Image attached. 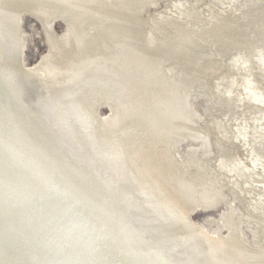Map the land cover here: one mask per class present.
I'll return each instance as SVG.
<instances>
[{"label": "bare ground", "instance_id": "obj_1", "mask_svg": "<svg viewBox=\"0 0 264 264\" xmlns=\"http://www.w3.org/2000/svg\"><path fill=\"white\" fill-rule=\"evenodd\" d=\"M157 1L0 0V264H264V0Z\"/></svg>", "mask_w": 264, "mask_h": 264}, {"label": "rangeland", "instance_id": "obj_2", "mask_svg": "<svg viewBox=\"0 0 264 264\" xmlns=\"http://www.w3.org/2000/svg\"><path fill=\"white\" fill-rule=\"evenodd\" d=\"M204 1L208 4H213L211 2V0H204ZM167 4H168V2H166V0H159L155 3V5H152L148 9H146V15L149 13L152 15L153 24H155V18H154L155 13H157V11L160 13H165L168 10ZM32 20L35 21L33 18H30L27 16L23 17L21 19V22H20V30L22 33H25V34L27 33L30 35L34 34V36H38V33L36 31H34L33 29H31L29 32L28 26H29V22ZM202 20L204 22V19H202ZM37 28L40 31L42 30L41 26L39 24H37ZM53 28L56 30L57 33L63 34L67 27L62 22L57 21L54 24ZM152 28H154V27H152ZM48 51H49L48 41L46 39L44 32L41 31V34L39 35V37H34L30 41V43H27L26 47L23 48V53L20 57H21V59L25 60L27 65H34L39 60H41L40 58H42L44 55H46L48 53ZM204 90L205 91L203 94H200L197 98H195L193 100V105H194L195 112H197L201 117V120L199 121L200 125L204 126L207 130V139H208V143L210 144L211 153H212V155L213 154L218 155V147H217L216 142H215L217 140V136H216V133L214 131V128L211 125L213 118L209 115V113H208L209 108H207V106L215 104V98L213 96L211 84H206V86H204ZM102 111L104 114L109 113V111L107 109H103ZM227 193H228L230 199L235 203L236 207L239 208L241 213L245 214V210L242 207V203L240 202V200L238 198H234V196H232L229 192H227ZM218 213H219V210L210 211L207 213H199L198 212V213L193 214V219L197 223H202L204 218H206V217H217V215H219ZM247 234L250 235L249 233H247Z\"/></svg>", "mask_w": 264, "mask_h": 264}, {"label": "water", "instance_id": "obj_3", "mask_svg": "<svg viewBox=\"0 0 264 264\" xmlns=\"http://www.w3.org/2000/svg\"><path fill=\"white\" fill-rule=\"evenodd\" d=\"M20 220H16L17 225L19 227V223ZM21 224V223H20ZM33 225H31L32 227ZM1 231V229H0ZM3 237H5V241L6 243L8 242H13V246L15 247V250L13 251L12 255L16 256V257H20V255H22L26 260L25 262H19V264H59L55 261L54 258L50 257L49 253H47V251L45 250V252H43V254L39 255L38 252H36L35 250H32L31 245L29 244H22L25 243L24 241L21 242L22 237L16 235V238H14L13 236H6V234L3 235ZM11 245V244H10ZM15 251H17V254L15 255ZM20 259V258H19ZM94 261H97L100 263V258L97 256L96 258H94ZM70 264V263H67ZM96 264V263H95Z\"/></svg>", "mask_w": 264, "mask_h": 264}]
</instances>
